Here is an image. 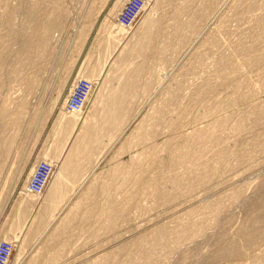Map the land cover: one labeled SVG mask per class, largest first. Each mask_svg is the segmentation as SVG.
Segmentation results:
<instances>
[{
  "label": "rangeland",
  "instance_id": "rangeland-1",
  "mask_svg": "<svg viewBox=\"0 0 264 264\" xmlns=\"http://www.w3.org/2000/svg\"><path fill=\"white\" fill-rule=\"evenodd\" d=\"M129 1L0 0V183L12 184L0 189V242L20 239L8 264H264V0H144L123 28ZM148 12L154 37L133 55ZM115 25L127 33L117 44ZM130 62L142 70L112 132L100 115ZM85 68L96 82L83 114L104 140L49 219L28 185L57 159L45 194L64 159L61 110Z\"/></svg>",
  "mask_w": 264,
  "mask_h": 264
},
{
  "label": "bare ground",
  "instance_id": "bare-ground-1",
  "mask_svg": "<svg viewBox=\"0 0 264 264\" xmlns=\"http://www.w3.org/2000/svg\"><path fill=\"white\" fill-rule=\"evenodd\" d=\"M150 1V0H149ZM148 1V2H149ZM152 1V0H151ZM161 1V0H160ZM187 1V0H186ZM116 2H118V1H116ZM122 2V1H121ZM120 2V3H121ZM210 2V1H209ZM222 2V1H221ZM220 2V3H221ZM123 3V2H122ZM150 3V2H149ZM149 3H145L146 5L147 4H149ZM154 3V2H153ZM168 3V2H167ZM116 4V3H115ZM151 4V3H150ZM157 4H158V2H157ZM118 5V4H117ZM116 5V6H117ZM125 5V4H124ZM178 7V6H177ZM145 8L147 9L148 8V6L146 7L145 6ZM150 8H152L151 6H150ZM181 8V7H180ZM144 9V8H143ZM154 9H155V7H154ZM153 9V10H154ZM148 10V9H147ZM156 10V9H155ZM159 10V9H158ZM208 10V9H207ZM144 11V10H143ZM152 11V10H151ZM142 13V12H141ZM145 13H147V11L145 12ZM149 13V15L147 14V15H145L144 16V30H143V32H142V34H143V38L141 39V42L138 44L139 46H136V49H135V51H134V53L135 54H133V52H131L133 55H136V53L139 55V54H142V52H143V50L145 49V47H146V49L145 50H147L148 48H147V45L149 46L150 44H148L150 41H151V39L154 37L153 35V29H154V27H155V25L156 24H158L157 23V21L156 20H154V18H153V15L152 14H150V13H152V12H148ZM158 13V12H157ZM178 14V13H177ZM143 15V14H142ZM181 16V15H180ZM156 18H158V16L156 17ZM177 20V19H176ZM197 20H200V19H197ZM202 20V19H201ZM180 21V20H179ZM207 21V20H206ZM182 22V21H181ZM195 22V21H194ZM205 22V21H204ZM142 23V22H141ZM141 23H140V25H141ZM189 23V22H188ZM106 24V23H105ZM113 24V23H112ZM119 24V23H118ZM185 24V23H184ZM196 24V23H195ZM198 24V23H197ZM200 24V23H199ZM182 25V24H181ZM186 25H187V23H186ZM191 25H193V24H190V26ZM201 25V24H200ZM117 25H115V27H116ZM119 26V25H118ZM116 27V28H114L113 29V31H112V35L110 36V39H112L113 41H115L116 42V44L118 43V41L117 40H119V41H121V40H123L125 37H126V35H127V33L125 34V30L123 29L124 28V26H123V28H120V27ZM157 26V25H156ZM180 26V25H179ZM122 27V26H121ZM199 28V26L197 25H195L194 26V29H195V31H197V30H199L198 29ZM125 29H126V27H125ZM141 29H143V28H141ZM178 29V28H177ZM127 32V31H126ZM189 32V31H188ZM191 32H193V31H191ZM198 32V31H197ZM110 33V32H109ZM187 33V32H186ZM180 37V36H179ZM185 37V36H184ZM187 38V37H186ZM129 39V38H128ZM180 39V38H179ZM124 41V40H123ZM180 42V41H179ZM104 43V42H103ZM186 43V42H185ZM44 44V43H43ZM113 46L114 45V43L112 44V41L110 40V42H108V45H104V47L106 46H108V50L107 51H109V49H111L110 48V46ZM129 50H131V49H129ZM102 51V50H101ZM162 51V50H161ZM164 51V50H163ZM105 52V51H104ZM109 54H111V53H109ZM102 57V55L100 56V58ZM136 57H138V56H136ZM135 57V59H137ZM143 57V56H142ZM103 59H105V58H103ZM106 59H108V58H106ZM133 59V58H132ZM140 59H142V58H140ZM101 60V59H100ZM138 60H139V58H138ZM129 61V60H128ZM134 61V60H133ZM142 61H143V59H142ZM135 62H137V60L135 61ZM139 62V61H138ZM140 62H141V60H140ZM102 63H103V60H101V62L99 61L98 63H96L95 64V67L94 68H96V67H99V66H101L102 65ZM123 63H125V62H123ZM134 62H130L129 64H127L126 66V68H127V70L125 71L124 70V67H121V69L123 68V71H125V74H123L124 72L122 71V73L120 74V75H122L123 74V76L121 77H119V82H121V84L118 86V87H113L114 89L112 90L111 89V95L109 96V98H108V106H106V108L108 107V113H107V115L106 116H102V115H100V119L102 118V119H105L106 121L104 122H102V126L104 127V125H106L107 124V126H109L108 128H111L110 130L112 131H115L116 129H119V124L121 123V119H122V117H121V114L124 112V102L126 101V99L131 95V94H133L132 93V90H131V88H132V86H131V78L133 77H135L138 73H139V71H141L142 69H140V68H142L141 66H140V63L137 65V63L136 64H134L133 66H132V64H133ZM126 64V63H125ZM142 65V64H141ZM91 69L89 72L87 71V69H86V75L84 74L83 76H85L86 78H87V80H89L90 82H92L93 84H95V79H96V76L94 77V75H93V73H94V71H95V69ZM120 68V67H119ZM84 69V70H85ZM118 69V68H117ZM98 72V71H97ZM81 73V72H80ZM97 74V73H96ZM95 74V75H96ZM118 74V73H117ZM82 76V77H83ZM82 79V78H81ZM135 79H137V78H135ZM78 82H79V80H78ZM78 84V83H77ZM117 84V83H116ZM133 84V83H132ZM113 85V84H112ZM134 87H135V84H134ZM133 87V88H134ZM73 88H75V87H73ZM135 89V88H134ZM74 90V89H73ZM73 90L70 92V95H69V98L71 97V95H72V92H73ZM94 90V89H93ZM134 91V90H133ZM93 93V92H92ZM135 93V92H134ZM92 95V94H91ZM102 95V94H101ZM134 95V94H133ZM108 97V96H107ZM67 101V100H66ZM68 102V101H67ZM130 102V101H129ZM88 103H89V100H88ZM102 103V102H101ZM67 104V103H66ZM65 104V105H66ZM91 104V103H90ZM127 104V103H126ZM125 104V105H126ZM86 105H88V104H86ZM107 105V104H106ZM24 107H25V105H24ZM85 108H86V106H85ZM101 110V109H100ZM128 111V110H127ZM126 111V112H127ZM24 112V111H23ZM96 112V111H95ZM129 112H130V110H129ZM89 113V112H88ZM98 113V112H97ZM86 114V113H85ZM100 114V113H99ZM61 118L60 119H62L61 120V122H60V120H59V122H60V124L62 123L63 125L61 126V131H63V133H64V135L66 136V139H65V141H62V143H60V145H59V143H58V145H59V148H57L58 150H63L64 148L65 149H67L65 146L66 145H69V148H68V150L66 151V153H65V156H64V159L62 160V162H61V164L58 166V168H57V170L55 171V173H54V177L52 178V181H51V184H50V186L47 188L48 190L45 192V194H37V196L39 197V198H37V197H34V195H33V197L32 198H30V200H35V199H40V202H41V204H42V206H43V209H45V212H44V216L46 217V218H49V219H51L53 216H54V214L59 210V208H61L62 207V205L66 202V201H68V199H69V197L71 196V194L72 193H74V191H75V189H77L78 187H79V185L81 184V181H83L82 180V178L84 179V174H86V172H87V168H88V166H90V164L92 163V159H91V154L93 153V151H94V149H95V147H98V144H100V143H102V139H103V136H102V129L100 130V128H98V129H96L94 126H95V124H96V122H95V124H94V122L93 121H91L93 118H95L96 117V114H93V115H84L83 114V109L82 110H80V111H78V112H69L68 111V109H67V107H63V109L61 110ZM24 117V116H23ZM124 118V117H123ZM123 120V119H122ZM20 122V121H19ZM124 122V121H123ZM59 123H58V125H60ZM100 124V123H99ZM217 124H218V122H217ZM216 124V125H217ZM220 124V123H219ZM20 125H22V124H20ZM121 125V124H120ZM211 125V124H210ZM16 126V125H15ZM59 127V126H58ZM213 127H214V124H213ZM18 128V127H17ZM212 128V127H211ZM210 128V130H212ZM215 128V127H214ZM217 128H218V125H217ZM217 128H216V130H217ZM238 128H239V126H238ZM19 129V128H18ZM17 129V130H18ZM59 129V128H58ZM106 130V129H105ZM138 130V129H137ZM58 131V130H57ZM60 131V132H61ZM112 131V132H113ZM209 131V130H208ZM213 131V130H212ZM59 132V131H58ZM57 132V133H58ZM105 132V131H104ZM104 132H103V134H104ZM108 132V131H107ZM136 132V131H135ZM148 132V131H147ZM199 132V131H198ZM214 132V131H213ZM216 132V131H215ZM150 133V132H149ZM210 133H211V131H210ZM209 133V134H210ZM134 134H137V132L136 133H134ZM197 134V133H196ZM213 134V133H212ZM217 134V133H216ZM106 135V134H105ZM109 135V141H110V139H112V138H114V134H108ZM108 135H107V138H108ZM152 135V134H151ZM211 135V134H210ZM209 135V136H210ZM12 136V135H11ZM58 136V135H57ZM144 136H147V135H144ZM193 136H195V134L193 135ZM199 136H202V135H199ZM204 136V135H203ZM105 137V136H104ZM210 137H212V136H210ZM215 137V136H214ZM12 138H13V136H12ZM107 138H105V139H107ZM139 138V137H138ZM141 138H142V136H141ZM145 138V137H144ZM195 138H197L196 136H195ZM202 138V137H201ZM145 139H147V138H145ZM192 139H194L193 137H192ZM191 139V140H192ZM60 140V139H59ZM58 140V141H59ZM64 140V139H63ZM104 140V139H103ZM132 140H133V138H132ZM142 140H144V139H142ZM137 141V140H136ZM188 141V140H187ZM213 141V140H212ZM9 143H13V141H10ZM8 143V145H6V146H8V147H11L13 144H11V146H9L10 144ZM97 144V145H96ZM107 144V143H106ZM133 144V143H132ZM189 144V143H188ZM206 144V143H205ZM57 145V146H58ZM104 145V144H103ZM186 145H187V143H186ZM193 145H194V143H193ZM100 146H101V144H100ZM185 146V145H184ZM190 146V145H189ZM192 146V145H191ZM191 146H190V148H191ZM13 147V146H12ZM11 147V148H12ZM189 148V147H188ZM195 148V147H194ZM101 149H102V147H101ZM10 149H8V148H6V151L5 150H3V152L5 151V152H9L10 153V151H9ZM12 150V149H11ZM96 150V149H95ZM193 150V149H192ZM195 150V149H194ZM197 150V149H196ZM101 151V150H100ZM4 152V153H5ZM59 152V151H58ZM196 152V151H195ZM55 153H56V151H55ZM61 153V152H60ZM63 153V152H62ZM61 153V154H62ZM95 153H96V151H95ZM196 154H198V153H196ZM200 154H202L201 152H200ZM200 154H198V156L200 155ZM5 155V154H4ZM6 155L8 156V154L6 153ZM5 155V156H6ZM10 155V154H9ZM195 154L193 153L192 154V151L189 149V150H187V151H183L182 150V152H179V156H178V153H177V156L181 159V160H183L184 162H187V160H189L190 158H194L195 156H194ZM1 156V155H0ZM3 156V155H2ZM1 156V157H2ZM7 156L5 157V158H7ZM47 156V155H46ZM60 156V155H59ZM62 156V155H61ZM197 156V155H196ZM0 157V158H1ZM48 157V156H47ZM54 157H56V156H54ZM56 158H58V156L56 157ZM61 158V157H60ZM200 158H203L202 157V155H201V157ZM199 158V159H200ZM2 159V158H1ZM3 159H4V157H3ZM2 159V160H3ZM83 159H84V161L85 160H87L86 161V163H84L83 162ZM47 160V159H46ZM60 160V159H59ZM52 162H51V164L53 165V166H56V162L58 161L57 159H53V160H51ZM183 161H181L182 163H183ZM4 162V161H3ZM200 162V161H199ZM198 162V163H199ZM6 163V162H5ZM4 163V164H5ZM3 164V163H2ZM86 164V165H85ZM126 164V163H125ZM124 164V165H125ZM194 164H196V160H195V162H194ZM118 165V164H117ZM129 165V164H128ZM134 165V164H133ZM3 166V165H2ZM1 165H0V167L1 168H3ZM120 166V165H119ZM130 167V166H129ZM128 167V168H129ZM122 168V167H121ZM127 168V167H126ZM89 169V168H88ZM123 169V168H122ZM130 170V169H129ZM2 171V170H1ZM119 171V167L118 168H116V172H118ZM126 171H127V169H126ZM131 171V170H130ZM130 171H128V172H126V174H125V177H124V182L126 183L127 182V180H129V178L131 177V173H132V171L130 172ZM130 172V173H129ZM88 173H89V171H88ZM113 174H115V173H113ZM129 174V175H128ZM174 175V174H173ZM128 176H129V178H128ZM174 177V179H175V176H173ZM179 178V177H178ZM177 177H176V181H173V179H172V182L173 183H175L176 185L177 184H179V182H181L180 180H181V178H179L178 179ZM85 180V179H84ZM93 183V182H92ZM93 185V184H92ZM124 185V184H123ZM94 186V185H93ZM93 186H88V188H87V192L85 191V193H83V195H82V197H84L85 198V196L84 195H86V197H90L91 196V189H94L93 188ZM29 195H31V194H29ZM81 200H83L82 198H80ZM90 199V198H89ZM86 200H88V198H86ZM79 201V200H78ZM85 201V200H84ZM80 202H76V204L74 205V207L73 208H75V207H77L78 205L80 206ZM26 210H24V209H22L20 212H19V214H20V217H21V215H22V217L26 214V212H25ZM28 212V211H27ZM72 213V211H70L69 212V214H68V216H70V214ZM28 214H29V212H28ZM26 216H28V215H26ZM31 216V215H30ZM29 216V217H30ZM67 216V217H68ZM19 217V216H18ZM21 217V218H22ZM21 218H20V220H21ZM23 218H25V216L23 217ZM28 218V217H27ZM29 219V218H28ZM26 220V219H25ZM31 220V219H30ZM18 220H16V222H17ZM22 221V220H21ZM20 222V221H19ZM18 222V223H19ZM25 222V221H24ZM22 223H23V221H22ZM22 223H20V224H17L18 225V227H23V225H25V224H22ZM48 222H45V223H43V224H47ZM27 224V223H26ZM49 224V223H48ZM47 224V225H48ZM15 222H14V227H15ZM44 225V226H45ZM26 226V225H25ZM40 226V225H39ZM17 227V226H16ZM12 229V228H11ZM24 230V229H23ZM15 231H18V228H17V230H15ZM13 232H14V230H13ZM19 232H20V229H19ZM21 233H22V231H21ZM20 234V233H19ZM13 236H14V233H13ZM27 238V237H26ZM18 239V235H16L15 236V239H14V241L12 242V244H16L15 243V241ZM20 239H18V241H19ZM26 240V239H25ZM22 242V241H21ZM20 244V243H19Z\"/></svg>",
  "mask_w": 264,
  "mask_h": 264
},
{
  "label": "built area",
  "instance_id": "built-area-1",
  "mask_svg": "<svg viewBox=\"0 0 264 264\" xmlns=\"http://www.w3.org/2000/svg\"><path fill=\"white\" fill-rule=\"evenodd\" d=\"M144 7V0H130L117 19L122 26L131 27L140 17ZM94 84L87 79H82L76 85L69 102L67 109L69 112H78L84 109L93 91ZM54 172V167L49 162H40L36 171L29 182L28 191L32 194H42ZM15 246L9 241L0 242V264H8Z\"/></svg>",
  "mask_w": 264,
  "mask_h": 264
},
{
  "label": "crops",
  "instance_id": "crops-1",
  "mask_svg": "<svg viewBox=\"0 0 264 264\" xmlns=\"http://www.w3.org/2000/svg\"><path fill=\"white\" fill-rule=\"evenodd\" d=\"M0 189H12V184L8 182H1L0 183Z\"/></svg>",
  "mask_w": 264,
  "mask_h": 264
}]
</instances>
